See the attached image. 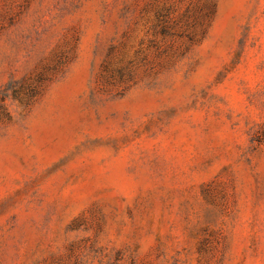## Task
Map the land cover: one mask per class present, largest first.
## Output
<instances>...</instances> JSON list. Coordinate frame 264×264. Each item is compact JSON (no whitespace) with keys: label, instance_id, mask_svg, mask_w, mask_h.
Returning <instances> with one entry per match:
<instances>
[{"label":"rangeland","instance_id":"obj_1","mask_svg":"<svg viewBox=\"0 0 264 264\" xmlns=\"http://www.w3.org/2000/svg\"><path fill=\"white\" fill-rule=\"evenodd\" d=\"M0 97V264H264V0H0Z\"/></svg>","mask_w":264,"mask_h":264},{"label":"trees","instance_id":"obj_2","mask_svg":"<svg viewBox=\"0 0 264 264\" xmlns=\"http://www.w3.org/2000/svg\"><path fill=\"white\" fill-rule=\"evenodd\" d=\"M41 79V77L39 76L38 77V80H40ZM15 92V96H17V97H19L20 96V90H18V91H14ZM35 95V91H32V90H30V93H28V95H26V97H25V102L26 103H28L29 102V100L33 97ZM3 100V98H1L0 97V102Z\"/></svg>","mask_w":264,"mask_h":264}]
</instances>
